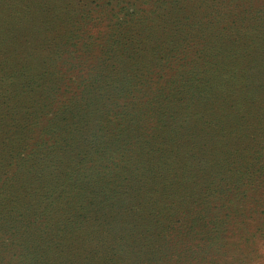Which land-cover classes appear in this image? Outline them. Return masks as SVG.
Here are the masks:
<instances>
[{
	"label": "trees",
	"instance_id": "obj_1",
	"mask_svg": "<svg viewBox=\"0 0 264 264\" xmlns=\"http://www.w3.org/2000/svg\"><path fill=\"white\" fill-rule=\"evenodd\" d=\"M82 1L0 0V264H264V0H148L68 77Z\"/></svg>",
	"mask_w": 264,
	"mask_h": 264
},
{
	"label": "rangeland",
	"instance_id": "obj_2",
	"mask_svg": "<svg viewBox=\"0 0 264 264\" xmlns=\"http://www.w3.org/2000/svg\"><path fill=\"white\" fill-rule=\"evenodd\" d=\"M146 1L148 0H119L120 4L118 6L116 0H83L81 4H78L79 6L72 4L68 11L62 14V20L65 22L72 18L70 22L74 24L80 20L79 24H75V31H78L79 38L68 40L71 49L76 48V50L70 52L71 54L68 53L65 57L68 62H78L81 59L83 63L81 69L74 67V69L68 71L67 67L69 65H66L65 67H59L58 70L67 71L68 77L81 75L82 68L86 64L88 66L90 61L101 55V50L106 42V35L110 36L118 25H122L120 32L122 33L126 31L127 27L136 24L134 20L140 17L142 13L136 10L135 7L143 6ZM161 1L162 5H165L170 0ZM76 41L77 44L74 45ZM261 252L264 256V248L261 249Z\"/></svg>",
	"mask_w": 264,
	"mask_h": 264
}]
</instances>
